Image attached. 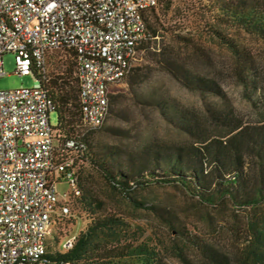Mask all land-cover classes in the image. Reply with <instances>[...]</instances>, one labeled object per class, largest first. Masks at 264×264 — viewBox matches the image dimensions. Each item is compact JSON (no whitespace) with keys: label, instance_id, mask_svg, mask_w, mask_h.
Returning a JSON list of instances; mask_svg holds the SVG:
<instances>
[{"label":"rangeland","instance_id":"obj_1","mask_svg":"<svg viewBox=\"0 0 264 264\" xmlns=\"http://www.w3.org/2000/svg\"><path fill=\"white\" fill-rule=\"evenodd\" d=\"M219 3L158 0L154 10L148 12L150 21L159 27L157 52L136 50L129 69L131 72L133 67H139L147 76L141 83L129 85V73L109 86V103L114 112L107 114L99 128L87 132V162L78 169L79 185L89 189L101 205L100 209L95 206L94 215L112 213L123 218L129 225L122 231L123 237L148 242L158 251L162 264H244L241 252L249 239L245 228L251 211L230 204H203L178 183L160 182L164 178L159 174L146 177L147 185L133 186L129 196H123L106 183L92 159L106 157L107 162H117L120 154L123 157L125 151L138 149L146 141L171 144L186 141V136L161 114L156 105L160 101L195 117L201 116L206 105H225L246 121L260 120L262 110L258 102L264 100V42L232 22H218L215 15L220 13ZM209 26L226 36L243 55L253 58L258 72L256 88L240 83L232 51L207 30ZM167 55L176 56L190 74L213 80L221 89L222 99L186 86L168 73L156 62ZM14 68L13 53H5L0 90L31 88L33 77L17 75ZM44 68L49 83L57 77L76 83L68 51H49ZM49 120L51 125L57 124L55 111L50 112ZM57 189L58 197L66 199L71 216L51 225L47 241L52 250L59 249L67 235L77 234L93 216L85 210L79 193L70 192L65 181L57 182ZM207 251L219 255L221 262L211 260Z\"/></svg>","mask_w":264,"mask_h":264},{"label":"trees","instance_id":"obj_2","mask_svg":"<svg viewBox=\"0 0 264 264\" xmlns=\"http://www.w3.org/2000/svg\"><path fill=\"white\" fill-rule=\"evenodd\" d=\"M218 1L220 13L215 15L218 22H232L264 42V0ZM156 6L142 13L147 36L136 50L151 54L157 52L155 41L159 27L150 21L148 14ZM207 30L218 36L232 51L240 83L244 86L253 84L252 88H256L258 72L253 58L243 55L233 42L211 26ZM62 50L70 53L76 83H70L66 77L54 78L49 83L44 71L41 85L52 101L53 111L57 113V124L53 127L56 154L73 160L77 182L75 189L68 190L79 193L85 210L93 216L74 235L69 248L61 245L59 249H49L46 239V252L37 264H162L158 251L148 242L123 237L122 231L129 226L123 218L112 213L94 215L95 206L97 209L101 207L99 200L78 183V169L88 157L87 132L101 125L88 128L82 124L74 51ZM156 62L184 85L222 99L221 89L213 80L190 74L176 56L167 55L164 60ZM127 75L129 85L139 84L147 76L139 67H133ZM258 103L262 110L260 120L246 121L225 105H206L201 116L195 117L160 101L156 105L161 114L186 136V141L176 144L146 141L138 149L125 151L123 157L120 154L117 162L95 157L93 165L106 183L123 196L128 197L133 186L147 185L149 181L146 177L159 174L164 178L160 182L178 183L203 204H230L237 209L251 211L245 228L249 239L242 248L241 258L245 260L244 264H264V100ZM111 104L108 97V114L114 112ZM77 116L78 123L74 124ZM67 140H73L77 145L67 148L64 146ZM65 200L58 197L57 210L51 214L52 224L64 216H71ZM61 207H65L67 212L62 213ZM207 253L211 260L221 262L219 255L212 251Z\"/></svg>","mask_w":264,"mask_h":264},{"label":"built area","instance_id":"obj_3","mask_svg":"<svg viewBox=\"0 0 264 264\" xmlns=\"http://www.w3.org/2000/svg\"><path fill=\"white\" fill-rule=\"evenodd\" d=\"M157 0H0L2 57L14 72L31 75V88L0 90V264H37L46 252L57 182L76 188L72 158H60L49 114L54 106L41 85L49 51H74L80 118L96 128L108 114L109 86L129 72L146 38L144 10ZM67 140L64 146L75 147ZM61 212L67 209L61 207ZM74 235L66 236L69 248Z\"/></svg>","mask_w":264,"mask_h":264}]
</instances>
